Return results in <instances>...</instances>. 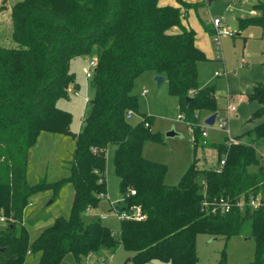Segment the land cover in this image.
<instances>
[{
  "label": "trees",
  "instance_id": "16d2710c",
  "mask_svg": "<svg viewBox=\"0 0 264 264\" xmlns=\"http://www.w3.org/2000/svg\"><path fill=\"white\" fill-rule=\"evenodd\" d=\"M254 13L239 19L240 31L256 27L264 37V3L255 5ZM183 18L181 8L161 7L159 0H23L15 5L13 38L18 47H0V213L12 220L0 231V250L4 249L0 264H63L69 255L80 263L91 254L112 255L120 248L132 253L137 264L156 260L197 264L199 234L238 235L247 220L257 241L252 264H264V213L211 211L222 197L234 199L253 187H264V168L254 149L218 145L219 159L226 161L221 170H198L193 164L172 185L167 181L168 168L143 154L148 143L162 139L152 132V117L142 116L135 125L127 118L131 111L139 113L133 90L146 72L166 77L187 119L196 111L218 112L214 92L199 84V63L206 57ZM176 28L178 33L173 32ZM94 48L96 93L89 100L83 132L74 135L68 175L30 185L29 154L39 137L73 135L71 117L58 108L57 100L74 85L70 62ZM188 97L194 98L189 107ZM249 99L260 102L259 116L264 117V84H256ZM253 134L264 142V122ZM110 147H115V173L127 200L123 209L137 205L147 216L142 222H119L118 231L99 218L89 224L83 220L107 197ZM251 167L258 172H250ZM66 185L74 188L70 216L57 217L31 240L22 223L32 197L48 190L57 195Z\"/></svg>",
  "mask_w": 264,
  "mask_h": 264
},
{
  "label": "rangeland",
  "instance_id": "374dc122",
  "mask_svg": "<svg viewBox=\"0 0 264 264\" xmlns=\"http://www.w3.org/2000/svg\"><path fill=\"white\" fill-rule=\"evenodd\" d=\"M21 1L23 0H0V47H18L13 38L12 12L15 5ZM165 1L167 2L161 0L164 4ZM170 1L175 6L179 4V7L190 8L188 26L195 33L197 47L206 57V60L199 63L200 86L214 92L220 118H229L231 137L235 140L233 144L252 147L256 161L264 168V162L259 156L264 152V142L256 140L253 134L255 127L264 122V117L259 116L262 105L257 100L249 99L254 86L264 84V37H261L259 28L249 27L243 32L239 27V19L255 15V5L264 3V0H213L211 3V0H182L185 4L178 0ZM211 17L225 18L226 24L235 33L233 37L222 39L221 61L216 59V46L208 30ZM96 57L94 48L88 55L76 57L70 62L69 72L74 78V85L70 86L65 96L58 98L57 106L70 115L69 129L73 135L43 133L39 137L37 144L30 151L32 158L27 168V182L30 185L41 181L53 183L68 175L75 150L74 135L83 132L84 122L91 110L89 100H93L96 93L93 78L87 77L88 71H94L90 62ZM217 72L219 76L216 75ZM154 77L151 72L142 74L136 80L133 90L138 98L139 113L135 114L130 122L135 125L141 122L142 116L152 117V132L162 138L160 143L150 142L145 146L144 157L168 168L167 181L170 184H177L193 164L198 170L218 167L220 159L217 147L225 143L228 145L230 136L216 124L205 125V120L211 113L196 111L201 117L200 126L208 133L206 138L202 133L196 138L197 134L192 133L185 122L178 120L179 115L185 112L181 110L179 98L172 95L170 84L166 82L158 88ZM75 92L78 95H75ZM143 92H147L145 96L142 95ZM231 106L236 107L235 113L228 112L227 109ZM172 129H175L179 136L167 139L166 133ZM204 140L207 141L206 145L203 144ZM114 152L115 147H110L107 153V197L97 209L84 214L83 220L87 224L103 212H109L112 205L115 206L124 200L120 179L115 173ZM205 159L207 164L204 163ZM250 172L257 173L258 168L251 167ZM72 191L73 186L66 185L57 195L48 190L32 197L22 223L30 232L31 240L51 226L57 217L70 216ZM10 222L12 220L9 219L8 224ZM8 224L0 223V231L5 230ZM106 225L115 231L120 229L117 220L106 222ZM196 246L197 264H252L257 252V241L252 235L250 220L244 223L240 234L231 237L201 233L197 236ZM112 255L99 253L88 263L100 264L105 260L104 264H137L134 260L128 261L133 254L124 248L118 249ZM83 261L77 263L73 256L69 255L63 264H81ZM150 264L170 263L156 260Z\"/></svg>",
  "mask_w": 264,
  "mask_h": 264
},
{
  "label": "built area",
  "instance_id": "2783aa9c",
  "mask_svg": "<svg viewBox=\"0 0 264 264\" xmlns=\"http://www.w3.org/2000/svg\"><path fill=\"white\" fill-rule=\"evenodd\" d=\"M247 0H240V2H245ZM210 23L212 25L213 33H212V38L213 42L216 46V59L217 61H221V50H222V39L224 37H233L235 36L234 31L230 26L226 24V20L223 17H211ZM91 66L95 70L97 67V61L96 59L91 60L90 62ZM94 75V71L87 72V77L92 79ZM217 76L220 74L217 72ZM147 92H143L142 95L145 96ZM75 95H78L77 92H75ZM88 100V99H87ZM228 112L229 113H235L237 111L235 106L228 107ZM135 114L131 111L127 115V118L129 120L133 119V116ZM179 121H183L187 124L188 127H190V131L192 133H195L198 129L202 133L203 137H207L208 133L205 131L204 128L200 126V120L201 117L198 113H194L192 119H187L185 114H180L178 117ZM215 124L217 127L221 130H224L227 132V134L230 136L229 137V144L235 143V140L233 137H231V132L229 129L230 125V120L229 118H220V116L216 119ZM146 126L148 127L149 124L146 123ZM203 144L206 145L207 141L204 140ZM260 159L262 162H264V152L259 155ZM226 164L225 160H222L219 162V166L214 168L217 171L221 170ZM131 195H136L135 191H131ZM127 197H130L129 194ZM106 199V197H103ZM127 207V200L124 199L123 201L119 202L117 205L113 206L112 209H110L109 212H104L97 218L101 219L103 222H109L110 220H117L118 222L121 221H128V220H133L137 222H142L147 219V216L143 213L142 209L140 206L137 205H132L128 209H123ZM204 207L207 209L210 208V205L208 203L204 204ZM236 210L237 212L247 215V214H253L254 212L257 211H262L264 213V187H253L250 190L242 193L238 197L232 199L230 197H222L218 199L216 202L213 203L212 205V212L213 213H220L222 215H229L232 213V211ZM92 210L89 209L87 213H90ZM9 219L2 213H0V223L1 224H8ZM96 254H91L84 258V262L91 261L93 257H95ZM81 263V264H83ZM105 260H102L100 264H104Z\"/></svg>",
  "mask_w": 264,
  "mask_h": 264
},
{
  "label": "water",
  "instance_id": "95a60500",
  "mask_svg": "<svg viewBox=\"0 0 264 264\" xmlns=\"http://www.w3.org/2000/svg\"><path fill=\"white\" fill-rule=\"evenodd\" d=\"M212 2V0L210 1V3ZM154 81L156 82L158 88H161L166 82L167 79L166 77L162 76V75H155L154 77ZM194 100V98L192 97H188L186 99L187 101V106L189 107L190 103ZM219 117V113L216 112L212 115H210L206 120H205V125L207 126H213L215 125L216 119ZM179 133L176 132L175 129L170 130L169 132L166 133V138L167 139H173L175 137H178ZM204 163L207 164V159L204 160ZM1 252L4 251V249L0 250ZM131 259H129L128 261H130Z\"/></svg>",
  "mask_w": 264,
  "mask_h": 264
},
{
  "label": "crops",
  "instance_id": "0c3cea01",
  "mask_svg": "<svg viewBox=\"0 0 264 264\" xmlns=\"http://www.w3.org/2000/svg\"><path fill=\"white\" fill-rule=\"evenodd\" d=\"M213 1V0H212ZM168 3H171V4H168ZM166 4V5H165ZM165 4L163 3V2H161V0H159V5L161 6V7H167L168 5H171V6H173V7H177V8H181V11H182V13H183V15H184V18H183V25L186 27V28H189V26H188V17H189V14H188V12H189V10H190V8H186V7H184V6H181V7H179L178 5L179 4H177L176 6L175 5H173V3H172V1H170V0H167V2L165 1ZM211 20V19H210ZM210 20H209V28H208V30L211 32V34L213 33V29H212V25H211V23H210ZM190 29V28H189ZM173 32L174 33H178L179 32V29L178 28H176V29H174L173 30ZM244 32V31H243ZM260 35H261V37H263L262 36V32H261V30H260ZM33 152V151H32ZM31 153V152H30ZM144 154V153H143ZM31 158H32V156L29 154V163L31 162L30 160H31ZM182 177V176H181ZM180 177V178H181ZM180 180V179H179ZM179 180H178V182H179ZM178 182H176V183H178ZM172 185H175V183H172ZM72 196H71V205H72V202H73V196H74V191H72V194H71ZM110 221H112V220H110ZM113 256V255H112ZM111 256V257H112ZM131 261V260H130ZM33 264H34V262H32Z\"/></svg>",
  "mask_w": 264,
  "mask_h": 264
}]
</instances>
